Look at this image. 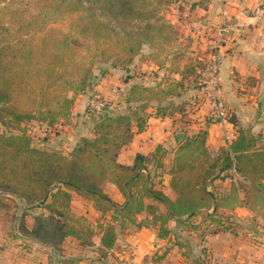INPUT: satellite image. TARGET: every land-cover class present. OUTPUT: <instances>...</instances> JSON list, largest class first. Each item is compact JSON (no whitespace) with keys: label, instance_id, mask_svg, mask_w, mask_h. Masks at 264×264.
Segmentation results:
<instances>
[{"label":"trees","instance_id":"16d2710c","mask_svg":"<svg viewBox=\"0 0 264 264\" xmlns=\"http://www.w3.org/2000/svg\"><path fill=\"white\" fill-rule=\"evenodd\" d=\"M34 2L40 10L32 13L26 23L14 18L13 26L0 24V192L16 195L26 202L23 217L26 213L33 215V229L25 228L23 218L20 231L54 247H59L68 237H77L87 244L96 230L86 216L72 211L73 192H77L93 200L103 213L96 227L103 231L100 251L105 255L117 238L113 222L122 219L135 222V216L144 211L153 215L160 237L170 235L167 225L174 217L187 227L196 228L198 225L191 220L202 214L214 197L208 191L210 182L224 177L223 173L228 176L233 167L263 187L264 146H259L254 136L238 127L234 116L230 120L236 126L237 137L218 153H209L205 129L189 136L181 145L180 153L167 171L178 194L176 201L157 187L166 170L152 173L148 169L151 163L156 169H164L166 151L162 146L152 155L138 154L132 165L119 162L122 148L134 137V126L138 131L148 126L150 107H155L159 116L188 114L191 101L175 99L198 88L195 81L199 70L204 68L198 59L183 69H173L179 73V79L164 76L156 85L133 84L127 93L128 109L116 115L105 114L95 123L94 136L81 137L69 154L37 147L29 133V123L67 124L75 101V96L70 94L88 88L98 59L126 71L136 59H144L145 44L155 45L152 38L136 37L125 25H110L97 13L100 11L101 15L116 20L121 16L125 20L133 19L140 12L134 9L132 0ZM6 3L0 0V5ZM198 3L193 1L190 10ZM71 14L77 18L68 23L66 31L54 27ZM150 58L164 67L157 53H151ZM107 183L119 188L125 197L124 204L112 201L105 192ZM147 199L166 205L167 210L147 204ZM34 209L40 210L39 213H30ZM203 215L204 220L214 224L212 233L231 230L237 223L217 209ZM166 252L154 254V260L161 262Z\"/></svg>","mask_w":264,"mask_h":264},{"label":"crops","instance_id":"0c3cea01","mask_svg":"<svg viewBox=\"0 0 264 264\" xmlns=\"http://www.w3.org/2000/svg\"><path fill=\"white\" fill-rule=\"evenodd\" d=\"M203 3L208 6L200 8L198 3L192 12L195 15L200 8L205 16L202 20L219 23L222 8L226 5L233 24H242L235 42L226 41L219 50L221 90L238 127L254 136L259 146H264V18L253 16V11L264 0H204ZM195 26L194 23L196 30ZM142 52L144 59H136L128 68L130 70L123 71L111 65H108V71L102 66L94 69L88 88L70 94L75 96V101L69 122L59 125L51 136L37 133L33 136L34 144L42 149L69 154L81 137L94 136L97 120L88 113L94 93L110 100L111 106L106 114L116 115L128 109L127 93L133 84L156 85L164 76L179 79V73L173 69H183L189 64L188 60L163 61L164 67H160L150 58L151 53H157L155 47L145 44ZM128 75L131 77L127 78ZM202 97L203 92L194 88L175 99L176 102L191 101L185 116H159L156 108L150 107L148 126L143 131L134 126L132 141L122 148L118 157L120 163L132 165L138 154L152 155L158 146H162L166 151L164 169H156L152 163L148 169L152 173L166 170L157 187L173 201L178 199V194L171 186V175L167 171L186 139L201 129L207 130L206 146L209 153L214 154L227 146L225 129L236 130L232 121H218L210 104L194 103L201 101ZM30 124L36 123L32 121ZM179 133L186 136L180 139ZM222 175L224 177L213 180L208 186L214 196L210 206L191 220L192 224L198 225L196 228L187 227L180 218L174 217L167 225L170 235L160 237L159 225L153 223V215L144 211L135 216V222L128 219L113 222L117 238L113 248L106 249L105 255L100 251L103 231L96 227L103 213L93 200L73 192L71 208L75 214L86 216L95 225L96 234L87 244L77 237H68L59 247H54L28 236L19 227L16 229V224L11 221L15 207L3 197L6 194L0 192V264H264V184L260 187L239 171ZM105 192L116 204H124L125 197L115 184L107 183ZM146 202L162 211L167 210L166 205L153 199ZM215 209L237 222L231 230L211 232L214 224L204 220L203 213H212ZM39 211L34 209L30 213ZM43 211L47 212L46 209ZM111 213H107L108 218ZM24 225L29 231L33 229V215L26 214ZM165 251L161 262H156L154 254Z\"/></svg>","mask_w":264,"mask_h":264},{"label":"rangeland","instance_id":"374dc122","mask_svg":"<svg viewBox=\"0 0 264 264\" xmlns=\"http://www.w3.org/2000/svg\"><path fill=\"white\" fill-rule=\"evenodd\" d=\"M34 1L6 0V4L0 5V24L8 23L7 25L13 26L12 20L14 18L26 23L32 13H38L40 10L39 5ZM132 1L134 9L140 12V15H137L133 19L125 20V16H121L116 20L113 16L101 15L100 11H97V13L101 20L110 23V25H125L136 37L146 35L148 38H152L157 49V55H159L161 61L183 62V60H188L191 63L195 62L198 57L206 54L207 50L212 51L215 49L213 46V36L209 33H198L193 27L194 23L197 26L201 19L205 17L203 11L200 9L208 6V4L203 3L204 0H197L199 1L200 8L197 9L195 15L190 10L193 0ZM75 18H77V15L71 14L62 21L55 23L54 27L61 31H66L68 23ZM15 27L19 28L20 26L15 25ZM24 29L26 28L24 27ZM111 43L113 44V42ZM108 65L110 64L98 59L94 69L97 70L102 66L105 71H108ZM196 104H198V101H196ZM8 130L12 131L13 129L8 128ZM2 193L6 194L8 192ZM3 197L8 201L10 200L11 204L15 207L11 218L12 223L16 224V220H18L19 224L23 218L25 220V216L23 217L27 208L25 204L16 195L14 197L7 195Z\"/></svg>","mask_w":264,"mask_h":264},{"label":"built area","instance_id":"2783aa9c","mask_svg":"<svg viewBox=\"0 0 264 264\" xmlns=\"http://www.w3.org/2000/svg\"><path fill=\"white\" fill-rule=\"evenodd\" d=\"M253 16L256 18H264V3L258 6L254 11ZM242 24H233L232 19L228 15L227 6L222 8V19L219 23L213 24L205 21L204 19L196 26L198 33H209L213 36L214 50H207L206 54L198 57V60L202 61L204 68L199 70V75L196 78L197 89L203 92V97L200 102L210 104L215 113V118L221 122H231V114L229 107L222 95L221 80H220V63L221 55L219 50L226 41L235 42ZM111 106V101L100 93H94L92 100L89 102L88 113L97 121L102 118L107 112V109ZM35 125H29V133L33 137L37 133H41L44 136H51L55 133V130L61 124L51 125L48 123H39L35 121ZM237 137V130L232 128H226L224 131V141L227 145L233 142ZM231 171H238L235 167ZM7 196H15L10 193H6ZM25 206L26 202L20 198ZM19 224L16 220V229Z\"/></svg>","mask_w":264,"mask_h":264},{"label":"water","instance_id":"95a60500","mask_svg":"<svg viewBox=\"0 0 264 264\" xmlns=\"http://www.w3.org/2000/svg\"><path fill=\"white\" fill-rule=\"evenodd\" d=\"M128 70H130V69H128ZM185 136H186L185 133H179V134H178V137H179L180 139H182V138L185 137Z\"/></svg>","mask_w":264,"mask_h":264}]
</instances>
